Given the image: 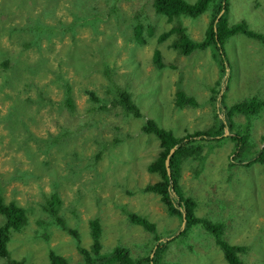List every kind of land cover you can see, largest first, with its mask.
I'll return each instance as SVG.
<instances>
[{
    "label": "rangeland",
    "instance_id": "1",
    "mask_svg": "<svg viewBox=\"0 0 264 264\" xmlns=\"http://www.w3.org/2000/svg\"><path fill=\"white\" fill-rule=\"evenodd\" d=\"M113 1L115 6L110 0H0V74H7L1 67L5 58L22 65L33 61L34 69L19 78L16 89H0V175L9 177L0 180V194L24 207L29 217L26 227L13 232L8 243L17 261L51 264L49 256L55 251L69 264H79L84 256L78 242L91 249L90 221L95 218L102 224L103 253L121 245L135 257L149 251L154 237L150 230L132 223L129 212L154 223L165 240L182 225L168 214L158 194L143 191L160 179L149 165L161 149L159 139L142 127L153 120L176 137H184L218 123L220 104L213 96L223 72L214 46L184 55L172 47L177 34L160 40L177 25L185 26L193 39L204 40L211 11L196 18L180 14L168 20L155 11L151 0ZM91 3L99 6L98 20L77 27L80 24L73 14L84 15ZM227 4L229 26L245 23L248 30L264 35V0H227ZM30 23L32 30L27 29ZM73 25L77 29L72 32ZM139 27L144 28L137 31ZM28 31L38 35L41 45L26 44L32 36ZM243 34L230 36L225 46L228 77L222 82L221 119L236 104L254 97L264 100V41ZM9 73L18 77L13 70ZM124 90L132 94L139 117L126 115L120 104L113 109L111 102ZM179 91L194 97L197 106L176 107ZM67 97L73 109L66 105ZM10 113L14 114L8 119L21 122L14 131L10 120H1ZM233 120V133L239 138L248 135L252 147L236 152L237 143L227 130L218 144L200 142L205 160L185 158L179 185L197 203V216L226 223L224 238L245 247L240 255L245 264H264V166H241L235 160L241 158L239 154L252 157L264 147V109L256 115L236 111ZM63 131L68 132L63 142H70L66 153L58 151L57 142L39 148ZM36 148L34 158L30 152ZM99 149L102 157L94 160ZM55 193L61 200L60 221L43 209ZM66 228L77 231L79 237ZM37 229L51 239L45 244L29 241L27 235L33 237ZM164 261L228 264L202 226L192 227L186 240L172 242ZM0 264L8 263L0 257Z\"/></svg>",
    "mask_w": 264,
    "mask_h": 264
},
{
    "label": "trees",
    "instance_id": "2",
    "mask_svg": "<svg viewBox=\"0 0 264 264\" xmlns=\"http://www.w3.org/2000/svg\"><path fill=\"white\" fill-rule=\"evenodd\" d=\"M151 1L153 3V8L155 9V11L158 14L166 16L168 20L180 14H185V16L190 18H196L201 16L202 13H205L209 10L211 11V22L209 24V28L206 33V38L204 40L197 41L193 39L187 33V28L183 25L174 26L169 31L163 33L160 37V40H165L170 35L177 34L176 42L172 44V47L184 55H190L197 49H206L209 48L211 45L214 46L213 51L215 57L218 59L222 67V72L224 74L223 78L219 81V87L216 90L217 93H215V96H213V101H215L216 104H220V107L215 105V107H218L219 110V113L217 114L218 123L208 130L195 131L194 133L187 134L184 137H176L172 131L163 129L153 120H148L145 123V125L142 127V130L145 133L154 134L159 139V145L161 150L156 160H154L149 165V171L158 174L160 180L157 181L155 184L147 185L146 188L143 189V191L146 193L153 192L158 194L160 196V200L166 206L168 214L170 216L178 218L181 223L185 221V228L182 229V225L179 226L178 229L173 230L175 232L171 234L172 236H169V238H172L165 240L162 236L159 235L158 229L154 223L148 221L144 216H141L137 213L129 212L128 217L130 221L134 224L142 225L146 229L150 230L154 237L153 241L149 245V251L144 255L135 257L131 254L129 248L123 247L121 245L116 246L112 251L108 253H103V245L100 240L103 232L102 224L99 218H95L90 221L91 233L93 238L91 249L87 250L83 248L78 242V248L84 256L83 261L79 264H171L169 262L164 261V254L167 251L168 247L172 246V242H174L176 239L186 240V237L189 235L191 228L194 226L204 227V229L214 237L216 244L219 246V248L225 255L228 264H245L243 261V257L240 256L241 254H245V247L242 245H233L224 238V231L227 228L226 223H214L208 218H202L197 216V203L192 197L185 196V194L181 191L179 185L181 171L180 165L185 158L188 159L196 157L203 162L205 160V157L201 154L202 147L200 146V144L203 142H210L212 144L214 142L218 144L225 138V130H228L229 136L235 139L238 148L236 152L243 153L248 145V149L252 147L250 145V142H248V135H240L239 138L236 134L233 133L235 128V121L233 120V115L236 111L243 112L244 115H256L258 113L260 114L261 111L264 109V100L254 97L245 102L236 104L229 108L226 112H224V117L221 119L220 113L223 112L222 107L225 92L222 88V82H224V80H226V78L228 77H226L228 58L225 51V46L229 40V37H232L236 34L244 33L245 35L251 38H258L263 41L264 35L258 34L257 32H254L252 30H248L245 23L229 26L227 16V0H196L194 3H190L186 0ZM110 2H113L114 6L116 5L113 0H110ZM83 14L84 15H78V13L73 14L76 17L78 23L80 24L77 25V27L87 22H91V24H94L95 21L98 20V16H100L99 6L93 5L91 3L88 9L83 12ZM75 25L70 28L72 32L74 30L76 31L77 29ZM143 28L144 27H139L137 31H142ZM27 29L32 30L31 23L27 26ZM70 29H68V31H70ZM37 37L38 35L29 36V40L26 44L41 45V42L39 41V39H37ZM157 54L159 56V53ZM157 58L159 61V57ZM4 60L5 61L1 63V67L7 74H0V89L9 86H14L16 89V87L18 86L19 78H22V76L34 70L31 67L33 61L30 64L24 63L22 65L21 63L16 60L14 61L13 59L9 60L5 58ZM13 62L16 64H13ZM37 65L39 66L38 63ZM12 70L18 76L17 78H12L11 76H9V72H11ZM40 71L41 70L34 72L33 75H37ZM117 96L118 99L113 100L111 102L113 103V109L117 108V106L120 104L122 112H126V115L135 114L137 117L140 116L138 106L134 102L133 96L129 91H119L117 93ZM92 97L94 101L95 99H97L96 96H94L93 94ZM64 101L66 102V105L69 106V108L73 107L72 100L70 97L65 98ZM184 104H191L197 106V101L194 97L187 96L183 91H179L177 92L176 107L182 108ZM224 109H226V107H224ZM13 114L14 113L7 114L6 116L3 115L1 120H7L8 118H11ZM10 122L11 123L9 125L12 131H14V129L16 128H20L18 123L21 122L17 123V121L11 120ZM66 133L68 134V132L66 131L57 133V135L54 136L56 137V140L52 139L51 143H46L43 147L39 148L42 149L45 146L50 148L52 146V143L57 142L59 143L58 151L66 153V151L68 150L67 146L70 145V142H63L67 139L65 138ZM262 139L264 141V136ZM118 143L115 144L113 147L117 146ZM104 146H107V144H104L103 147ZM175 147V152L171 154V150ZM49 148H47L46 150H48ZM37 149L38 148L30 152V155H32L34 158H37V154L35 152ZM102 154V151L99 149V152L95 154L94 160H99L102 157ZM169 155L170 171L168 172L166 167V160ZM239 156L241 158L236 157L235 160H238L239 164L242 166L249 167L254 165L255 163L264 166V147L259 149L257 153L252 157H243L242 154H239ZM235 166L236 164L234 163L231 165V167ZM6 179H9V177L3 178V175H0V180ZM54 183L58 184L59 181H55ZM60 205V197L57 193H55L53 194L50 202H47L43 205V209L47 212H50L56 220L60 221ZM0 215L3 217V221L0 223V257L5 258L8 264H26L24 260L17 261L11 257V252L8 250V243L12 239L11 236L13 232L21 231L28 224L29 217L27 210L24 207L18 205L15 201L7 202L4 199L3 195L0 194ZM58 224L61 227L65 226V224L62 222H58ZM65 231H68L70 234H72L74 238L79 237L77 231H71L67 228ZM29 235L30 234H28L26 237L29 241H32V239H38L39 241L43 240V244H45L46 241H49L51 239L48 233L43 232L39 229L34 231L33 237H29ZM27 239L25 240L26 248H28ZM178 248L181 252L185 251L182 246ZM153 253L154 256H152ZM28 257L29 252L26 253V259H28ZM50 261L51 264H69L68 258L58 254L55 251H51ZM172 264L181 263L179 261H175Z\"/></svg>",
    "mask_w": 264,
    "mask_h": 264
},
{
    "label": "water",
    "instance_id": "3",
    "mask_svg": "<svg viewBox=\"0 0 264 264\" xmlns=\"http://www.w3.org/2000/svg\"><path fill=\"white\" fill-rule=\"evenodd\" d=\"M227 133L229 134V131L228 130H227ZM175 150H176V147L171 150V154H173L175 152ZM170 155L168 156V158L166 160V167H167L168 172L170 171V168H169V158H170Z\"/></svg>",
    "mask_w": 264,
    "mask_h": 264
},
{
    "label": "bare ground",
    "instance_id": "4",
    "mask_svg": "<svg viewBox=\"0 0 264 264\" xmlns=\"http://www.w3.org/2000/svg\"><path fill=\"white\" fill-rule=\"evenodd\" d=\"M229 24V23H228ZM232 163V162H231ZM160 180V179H159ZM158 180V181H159ZM155 184V183H154ZM185 228V221L182 223V229H184Z\"/></svg>",
    "mask_w": 264,
    "mask_h": 264
},
{
    "label": "clouds",
    "instance_id": "5",
    "mask_svg": "<svg viewBox=\"0 0 264 264\" xmlns=\"http://www.w3.org/2000/svg\"><path fill=\"white\" fill-rule=\"evenodd\" d=\"M243 35H245V34H243ZM224 75V74H223ZM227 79V78H226ZM240 165V164H239ZM242 166V165H241ZM166 238V240H168V239H170L169 237H165ZM225 256V255H224ZM49 259H50V256H49Z\"/></svg>",
    "mask_w": 264,
    "mask_h": 264
}]
</instances>
